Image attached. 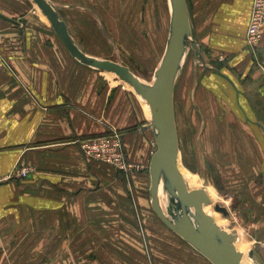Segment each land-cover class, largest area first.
I'll use <instances>...</instances> for the list:
<instances>
[{"label": "crops", "instance_id": "crops-1", "mask_svg": "<svg viewBox=\"0 0 264 264\" xmlns=\"http://www.w3.org/2000/svg\"><path fill=\"white\" fill-rule=\"evenodd\" d=\"M47 1L85 55L125 66L117 59L135 58L153 74L168 34L163 0ZM251 1L186 3L195 45L205 58L223 60L218 76L206 77L195 92L204 115L203 156L218 173L222 195L260 214L263 229L264 28L253 51L245 43ZM0 52L9 66L0 70V176L29 169L26 178L0 185V264H88L87 252L97 253L93 264H115L108 253L147 245L168 251L157 238L139 243L152 212L148 168L155 150L142 100L111 73L75 61L31 0H0ZM174 114L177 127L175 87ZM113 131L136 170L117 173L82 155L79 140ZM181 133L178 145L183 137L189 149L187 123ZM170 234L178 249L192 248Z\"/></svg>", "mask_w": 264, "mask_h": 264}, {"label": "water", "instance_id": "water-1", "mask_svg": "<svg viewBox=\"0 0 264 264\" xmlns=\"http://www.w3.org/2000/svg\"><path fill=\"white\" fill-rule=\"evenodd\" d=\"M31 1L75 61L115 75L147 105L150 113L148 127L155 144L148 168V194L151 210L161 224L210 264H243V255L235 247L237 235L220 228L214 218L205 213L204 208L211 205L210 197L204 189L188 188L178 168L174 87L184 59L195 45L186 0H168L169 26L165 49L149 84L142 82L125 65L85 55L69 35L54 7L47 0ZM160 191L165 196V210L160 205ZM213 208L227 215L224 207L215 205ZM249 256L253 258V253L250 252Z\"/></svg>", "mask_w": 264, "mask_h": 264}, {"label": "rangeland", "instance_id": "rangeland-1", "mask_svg": "<svg viewBox=\"0 0 264 264\" xmlns=\"http://www.w3.org/2000/svg\"><path fill=\"white\" fill-rule=\"evenodd\" d=\"M160 1L158 2V5H160L159 7H161L162 4ZM163 3L164 7L169 10L168 0H163ZM162 19L164 20L165 27L167 24L165 14ZM149 29L152 30L153 28ZM152 44V39H150L149 35L148 54H150L151 49H153ZM117 60L127 64L130 71L142 82L147 84L151 83L153 78V74H151L152 67H145L141 64V61H137L135 58L127 59L126 61H124V59ZM221 61H223L222 58L215 62L205 58L203 48L201 46L197 47L196 45H192L183 61L181 71L179 72L175 83L177 129L179 130V133L183 135V133H181L182 125L187 123L188 136L192 141L189 142L190 146L187 144L189 149H186L185 141H183L184 138L182 137L180 140L179 165L180 168L183 169V174L185 173L188 178H190V183L193 182L195 186L194 188L204 189L205 191L208 190L210 193L213 191L212 194H214V197L212 200L210 199L211 205L205 208H208L209 215L220 221V228L228 233L237 235L235 243L239 242V248L242 251L246 263L264 264V249L260 245V243L264 241V228L260 229L258 226L260 214H255L253 210L243 209L242 206L244 205L241 203L227 201L228 199L222 195L219 189L218 173L215 167L205 156H203L204 150L201 139L203 129L201 130V127L204 115L203 108L200 107L199 103L194 99L196 97L195 92L200 84L204 83L206 77H209L210 75L218 76V68L220 67L219 62ZM112 77L117 81H120L116 76L112 75ZM116 172L120 173L117 170ZM215 205L224 207L227 210V215L224 216L221 213L216 212L213 208ZM145 230H147L146 239L144 236L139 237V243L141 245L143 243L144 246L145 241L150 243V241L157 238L162 241L163 247L164 243H167L166 247L169 248L168 251L158 249L157 251L152 252L149 249L150 245H147L145 247L146 250L139 252L108 253L113 257L115 264H138L139 261L142 262L143 260L146 261V264H171L169 263L170 261H175V264H200L199 262L202 258L200 254L193 252V248L189 250L190 252L177 248L175 242L171 238L170 230L161 224V221L156 217V214H153L152 212L149 213ZM120 242H122L120 237L116 236V243ZM191 252L196 254L194 260H192L193 255H191ZM250 252L253 253V258L249 256ZM96 255V252H87L85 254V262L87 261L88 264H93L96 261ZM175 259L182 260L183 262H178V260ZM44 264L57 263L49 261Z\"/></svg>", "mask_w": 264, "mask_h": 264}, {"label": "built area", "instance_id": "built-area-1", "mask_svg": "<svg viewBox=\"0 0 264 264\" xmlns=\"http://www.w3.org/2000/svg\"><path fill=\"white\" fill-rule=\"evenodd\" d=\"M263 28L264 0H252L245 33V43L253 51L261 46ZM3 68H9V66L0 52V70ZM77 144L85 159L107 164L112 167V169L114 168L122 173H129L137 169V166L130 163L125 157L123 149L124 143H122L121 136L116 131L99 137L79 140ZM28 174L29 169L26 167L16 168L10 175L4 177L0 176V185L11 179L26 178ZM260 245L264 249V241H262Z\"/></svg>", "mask_w": 264, "mask_h": 264}, {"label": "bare ground", "instance_id": "bare-ground-1", "mask_svg": "<svg viewBox=\"0 0 264 264\" xmlns=\"http://www.w3.org/2000/svg\"><path fill=\"white\" fill-rule=\"evenodd\" d=\"M109 75H113V74H109ZM126 85V84H125ZM127 86V85H126ZM127 87H129V86H127ZM130 89H131V87H129ZM129 89V90H130ZM132 90V89H131ZM144 103V107H145V109L147 110V115H148V117H149V115H150V113H149V109H148V107H147V105L145 104V102H143ZM178 168H180V165H179V158H178ZM179 171H180V173H181V175H182V177H183V182H185L186 183V185H189V186H187V187H189V188H194L195 186H194V184H193V182H191L190 183V181H189V179L190 178H188V176L184 173L183 174V169L182 168H180L179 169ZM208 192V190L206 191V193ZM213 193V191L210 193V191L207 193L208 194V197H210V199L212 200L213 199V197H214V194H212ZM159 201H160V205H161V207H162V209L163 210H165V206H166V200H165V196L162 194V192L160 191L159 192ZM213 202V201H212ZM204 211H205V213H207V214H209V210H208V208H204ZM217 217V216H216ZM214 221H215V223L220 227V221L218 220V219H214ZM243 240V239H242ZM235 247L237 248V250L239 251V252H241L242 253V251H241V249L239 248V242H236L235 243ZM241 248H243V247H241ZM242 263L243 264H247L246 263V261L244 260V257H243V259H242Z\"/></svg>", "mask_w": 264, "mask_h": 264}]
</instances>
